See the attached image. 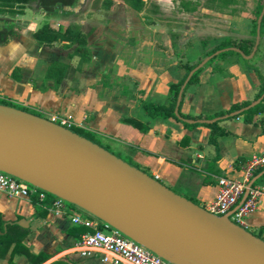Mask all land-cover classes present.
<instances>
[{"label": "crops", "instance_id": "crops-1", "mask_svg": "<svg viewBox=\"0 0 264 264\" xmlns=\"http://www.w3.org/2000/svg\"><path fill=\"white\" fill-rule=\"evenodd\" d=\"M252 8L248 2L237 15L224 16L227 25L223 37L194 39L185 48L178 43L176 49L172 35L163 28L156 26L152 30L158 34H152L139 19L136 22L130 18L138 12L124 2L93 11L91 19L69 23L63 17L51 18L50 23L57 22L56 27L59 23L78 25L88 34L92 58L86 64H80L76 56L69 58L70 50L63 42L51 48L36 42L34 33L46 17L40 8L36 12L27 4L20 14L0 12V24L13 29L9 42L0 44V98L48 117L73 118L84 125L82 129L122 154L127 163L146 170L175 193L204 207L215 199L221 177L243 181L247 163L253 156L264 154V113L251 124L244 122L243 116L220 120L219 126L226 133L218 137L216 147L209 142L208 127L189 129L175 119H150L142 110V103L165 104L170 86L184 79L186 72L177 66L175 50L183 55L184 61L196 64L229 38L251 37ZM54 62L77 68L74 79L56 83L46 78ZM252 65L264 76V39L251 59L228 56L205 65L199 83L184 92L182 113L213 117L236 103L254 102L260 76ZM129 118L149 123V130L140 131L126 122ZM184 138L190 140L188 146L181 145ZM255 184L264 185V176ZM39 206L31 199L10 198L0 192L2 218L7 223L28 222V226L19 224L29 229L24 245L35 254H48L50 258L44 264L58 260L106 264L99 258L84 259L78 253L81 238L69 232L75 227L70 213L57 215L46 209L44 216H37ZM244 222L248 231L264 240V206L248 215ZM10 257L9 254L0 259V264H10ZM12 262L32 264L23 255L14 256Z\"/></svg>", "mask_w": 264, "mask_h": 264}, {"label": "water", "instance_id": "water-1", "mask_svg": "<svg viewBox=\"0 0 264 264\" xmlns=\"http://www.w3.org/2000/svg\"><path fill=\"white\" fill-rule=\"evenodd\" d=\"M264 6L257 20L253 52H216L200 63L180 89L175 115L192 75L216 55L232 50L251 59L260 43ZM264 94L245 110L259 104ZM236 112L212 124L238 116ZM0 171L74 205L173 264H264V240L231 221V213L216 216L142 172L100 145L48 119L0 104ZM264 172L255 177L249 188ZM237 208L235 209V211ZM28 226L27 221L19 222Z\"/></svg>", "mask_w": 264, "mask_h": 264}, {"label": "trees", "instance_id": "trees-1", "mask_svg": "<svg viewBox=\"0 0 264 264\" xmlns=\"http://www.w3.org/2000/svg\"><path fill=\"white\" fill-rule=\"evenodd\" d=\"M37 1L39 8L47 15H53L57 9L59 8H76L79 5L80 0H0V12L9 13L12 15L20 14V10L23 6L29 4L30 2ZM127 1L129 6L137 11H142L144 7V0H124ZM223 4L229 5L234 3L233 0H222ZM108 4L107 6H109ZM106 6V7H107ZM264 6V0H259L255 10H254V19L252 21V31L251 37L249 38H229L223 41L218 47L208 53L206 56L202 57L201 61L196 64H190L187 61H184L183 55L175 50L174 56L176 58V64L179 68L185 70L186 75L184 79L178 83L170 86L168 101L165 104H154V103H142V110L150 119L155 118H164V119H175L179 122H182L186 128H194L197 126H206L211 129L210 136V144H213L217 147V139L219 136L226 133L224 129L219 126L220 121L212 123V124H199V123H189L187 121H196V120H211L219 117H224L231 115L236 112H241L238 116H243L244 122L251 124L256 122V118L259 114L264 113V99L254 107L245 110L248 106H250L253 102H242L234 104L229 110L216 113L213 117H208L207 115H198V116H188L182 113L180 104L179 114L180 117L184 120H181L175 115V108L177 104L178 95L181 87L183 86L185 80L188 75L207 57L215 54L218 51L226 50V49H238L243 55L249 56L253 52V49L256 44L257 37V20ZM17 8L19 10H17ZM264 19L261 24L260 29V40L264 39V29H263ZM13 36V29L11 26L1 25L0 24V44H7L10 38ZM34 39L36 42L45 48H51L55 43L63 42L65 43V48L69 49L70 52L68 54L69 58L78 57L80 60V64H86L91 61L92 54L88 43V34L85 33L82 28L78 25H70V26H59L53 27L50 23L43 24L39 29H37L34 33ZM173 39V47L176 49L178 46V37L176 35H172ZM189 46V45H188ZM258 50V48H257ZM228 56H237L242 57L240 54L228 50L216 55L213 59L206 63V66L211 65L214 59H223ZM252 70H254L260 76V85L258 89V94L256 99H259L264 94V76L260 75V72L257 67L251 66ZM203 70V67L198 69L191 77L189 83L187 84L184 92L190 87L197 85L200 81V74ZM78 69L73 68L72 66L65 65L62 63L54 62L52 63L47 72L46 78L54 80L56 83H60L63 80H72L74 79ZM16 79H19L20 76L15 75ZM184 95V93H183ZM0 104L11 106L34 115L42 117L39 113H36L18 103L12 102L7 99H3ZM32 111V112H31ZM235 116V117H238ZM126 122L130 125L138 128L142 132H147L149 130V123L142 122L136 118L126 119ZM80 128H73L72 131L87 138L88 140L98 144L90 136L93 135L91 132L86 131L85 134H81L79 132ZM84 130V129H82ZM83 132V131H82ZM190 144V140L188 138H184L181 141L182 146H188ZM99 145V144H98ZM102 147V146H101ZM131 165V164H130ZM133 166V165H132ZM135 167V166H134ZM140 169L142 172L147 173L146 170L141 169L140 167H136ZM148 174V173H147ZM150 175V174H149ZM152 176V175H150ZM153 177V176H152ZM38 195H34L31 200L34 204H38ZM57 199V197L48 194L47 198L39 203L40 206L37 209V216H44L46 214V209L50 208L53 202ZM69 206H73L68 203ZM70 229V234L75 236L76 238H81L83 235L92 232L91 229L84 226H76ZM250 232V231H249ZM252 233V232H251ZM29 234V229L23 228L18 223H7L2 218L0 214V259L5 258L10 254V264H13L12 260L16 255L25 256L32 264H44L49 260L50 256L45 253L35 254L29 248L24 245V241ZM254 236L262 239L259 235L252 233ZM263 240V239H262ZM52 264H72L70 262H66L65 260H58Z\"/></svg>", "mask_w": 264, "mask_h": 264}, {"label": "built area", "instance_id": "built-area-1", "mask_svg": "<svg viewBox=\"0 0 264 264\" xmlns=\"http://www.w3.org/2000/svg\"><path fill=\"white\" fill-rule=\"evenodd\" d=\"M46 119L68 130L84 128L82 123L71 117L52 115ZM262 170H264V154L253 156L246 165L245 179L237 181L221 177L218 180V193L215 199L203 208L216 216L231 213V221L248 230L244 219L264 206V185L254 184L249 188L244 203L240 205V202L245 196L249 183ZM154 178L158 180V177ZM0 192H4L10 198L31 199L34 195H38V204L43 202L48 195L29 183L2 171H0ZM47 209L57 215L70 213L73 225L84 226L92 230V232L83 235L77 244V251L84 259L99 258L106 264H173L124 235L118 229L74 205L69 206L60 198H57Z\"/></svg>", "mask_w": 264, "mask_h": 264}, {"label": "rangeland", "instance_id": "rangeland-1", "mask_svg": "<svg viewBox=\"0 0 264 264\" xmlns=\"http://www.w3.org/2000/svg\"><path fill=\"white\" fill-rule=\"evenodd\" d=\"M233 1L237 4L236 7L226 6V4H223L222 0H144L142 11L138 12L136 15L133 14L130 18L136 20V22H138L139 19L141 23L151 29L149 32L152 34H158L152 29H156V26H160L167 34L176 35L179 45L185 48L190 45L191 41L194 39L199 38L205 40L223 37L224 35L222 32L226 29L227 25L224 16L237 15L238 12L240 13L243 11L242 9L246 7L248 2L252 3V9L255 10L259 2V0ZM114 2H124L130 7L128 2L124 0H80L76 8H59L53 15H46L41 25L50 23V19L54 16L66 18L69 23L81 19H91L93 17V11L105 8L108 4L112 6ZM29 4L31 8H34L35 11L38 12L37 9H39V6L37 1L30 2ZM123 17L124 15L122 18ZM53 23L54 24L50 23L51 26L56 27L55 24L57 22L53 21ZM60 24L61 23H59V26ZM3 99L4 98H0V102H2ZM39 114L42 117L49 118L41 113ZM79 132L81 134L86 133V131L82 129L79 130ZM88 136L100 146L127 162L122 154H118V152H116L114 148L108 146L106 142L95 135ZM250 232L253 233L251 230Z\"/></svg>", "mask_w": 264, "mask_h": 264}, {"label": "bare ground", "instance_id": "bare-ground-1", "mask_svg": "<svg viewBox=\"0 0 264 264\" xmlns=\"http://www.w3.org/2000/svg\"><path fill=\"white\" fill-rule=\"evenodd\" d=\"M170 257H171L174 261H176L177 263H179V264H186V263H187L185 260H183V259H181V258H178L177 256H171V255H170Z\"/></svg>", "mask_w": 264, "mask_h": 264}]
</instances>
